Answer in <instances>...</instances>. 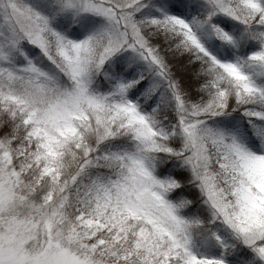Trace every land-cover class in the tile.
I'll list each match as a JSON object with an SVG mask.
<instances>
[{
    "label": "snow or ice",
    "instance_id": "6c2138e0",
    "mask_svg": "<svg viewBox=\"0 0 264 264\" xmlns=\"http://www.w3.org/2000/svg\"><path fill=\"white\" fill-rule=\"evenodd\" d=\"M0 264H264V0H0Z\"/></svg>",
    "mask_w": 264,
    "mask_h": 264
}]
</instances>
